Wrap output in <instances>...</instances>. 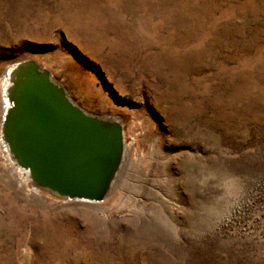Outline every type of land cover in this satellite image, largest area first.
Masks as SVG:
<instances>
[{
    "label": "rangeland",
    "instance_id": "obj_1",
    "mask_svg": "<svg viewBox=\"0 0 264 264\" xmlns=\"http://www.w3.org/2000/svg\"><path fill=\"white\" fill-rule=\"evenodd\" d=\"M24 59L126 164L103 203L37 197L0 137V264H264V0H0V128Z\"/></svg>",
    "mask_w": 264,
    "mask_h": 264
},
{
    "label": "water",
    "instance_id": "obj_2",
    "mask_svg": "<svg viewBox=\"0 0 264 264\" xmlns=\"http://www.w3.org/2000/svg\"><path fill=\"white\" fill-rule=\"evenodd\" d=\"M1 136L31 184L49 194L103 203L124 164V124L93 115L33 59L13 63Z\"/></svg>",
    "mask_w": 264,
    "mask_h": 264
},
{
    "label": "bare ground",
    "instance_id": "obj_3",
    "mask_svg": "<svg viewBox=\"0 0 264 264\" xmlns=\"http://www.w3.org/2000/svg\"><path fill=\"white\" fill-rule=\"evenodd\" d=\"M12 65H10L9 68L6 70V73H5V75L3 76V79H2L3 80L2 81L3 82V84H2L3 87L2 88H3V94H4V101H3V104H2V108H3L4 114H5L6 110L9 107V103H8L7 98H6V93H7L8 83H9V73H10V70L12 68ZM4 114H3L2 118H1L2 120H3ZM2 120H1V124H2ZM0 130H1V128H0ZM0 137H1V143L3 145L2 146L3 150L5 151V153H4L5 154V161H6L7 165H8L9 170L12 173L11 175H14L18 179V181L21 183L20 185H22V187H26V185L28 183H31L30 177L28 176V174L24 170L20 169L16 165L14 159L10 155V152H9V149H8L7 145L4 143V141L2 139L1 133H0ZM126 151H127V147H126ZM125 161H126V156H125V160H124V164H123L122 168L126 164ZM122 168H121V171H122ZM117 180H118V177H117ZM117 180H116V182H117ZM30 193H31V195H34V196H37V197H40V196L43 195L42 191L40 189H38L37 187H35V186L31 189ZM79 201L87 202L86 200H79Z\"/></svg>",
    "mask_w": 264,
    "mask_h": 264
},
{
    "label": "built area",
    "instance_id": "obj_4",
    "mask_svg": "<svg viewBox=\"0 0 264 264\" xmlns=\"http://www.w3.org/2000/svg\"><path fill=\"white\" fill-rule=\"evenodd\" d=\"M28 184H30V185H32L31 183H28ZM34 186L32 185V188H33Z\"/></svg>",
    "mask_w": 264,
    "mask_h": 264
}]
</instances>
